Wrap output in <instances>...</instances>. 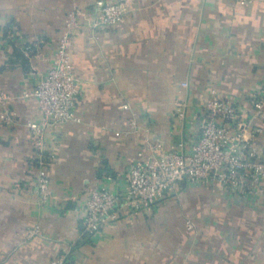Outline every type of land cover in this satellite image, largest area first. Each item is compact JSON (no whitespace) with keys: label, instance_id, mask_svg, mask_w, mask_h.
Segmentation results:
<instances>
[{"label":"crops","instance_id":"0c3cea01","mask_svg":"<svg viewBox=\"0 0 264 264\" xmlns=\"http://www.w3.org/2000/svg\"><path fill=\"white\" fill-rule=\"evenodd\" d=\"M108 1L117 0H0V93L12 97V120L0 119V264H264V192L184 181L151 208L84 232L88 191L125 193L148 141L186 152L213 93L252 119V95L264 84V0H124L132 11L120 29L88 27ZM73 10L87 22L70 49L81 122L48 129L41 153L29 127L38 103L22 94L54 64ZM41 162L51 177L47 204L36 193ZM31 227L48 239L25 242Z\"/></svg>","mask_w":264,"mask_h":264},{"label":"built area","instance_id":"2783aa9c","mask_svg":"<svg viewBox=\"0 0 264 264\" xmlns=\"http://www.w3.org/2000/svg\"><path fill=\"white\" fill-rule=\"evenodd\" d=\"M226 1L249 7L257 0ZM131 11L128 1H108L101 6L98 15L91 18L88 27L93 30L120 29ZM84 17L85 14L78 10L68 14L54 64L34 89L25 90L22 94L23 98H34L38 103L40 119L29 127L33 144L41 153L47 150L43 137L48 129H63L81 122L76 114L81 88L71 63L70 49L87 23ZM11 100V96L0 93L2 121L12 120L9 111ZM251 105L253 115L248 119L231 101L213 93L203 112L201 135L188 151L167 149L160 140L148 141L146 150L137 155L130 167L125 193H116L107 186L88 191L80 209L84 232L89 236L95 235L123 215L151 208L166 192L184 181L194 185H219L242 195L264 192V154L259 150L264 128L252 127L253 120H264V84L252 95ZM123 108L129 109V105L125 104ZM178 114L184 116L181 107ZM36 193L42 204L51 199V177L43 162L37 171ZM187 227L193 230L195 226L189 222ZM22 237L25 242L35 238L48 239L40 227L25 229ZM49 264H67V260L55 257Z\"/></svg>","mask_w":264,"mask_h":264}]
</instances>
